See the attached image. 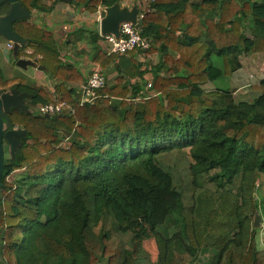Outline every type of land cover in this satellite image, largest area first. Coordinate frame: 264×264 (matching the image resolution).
<instances>
[{
  "label": "trees",
  "instance_id": "obj_1",
  "mask_svg": "<svg viewBox=\"0 0 264 264\" xmlns=\"http://www.w3.org/2000/svg\"><path fill=\"white\" fill-rule=\"evenodd\" d=\"M18 1L28 16L13 29L56 83L36 88L0 72V92L29 94L27 111L3 115L23 134L13 152L4 140L0 264H198L201 256L264 264L253 227L264 183V78L251 85L252 100H236L227 79L244 56L264 55V0H148L138 21L150 47L121 56L98 29L82 28L75 39L89 33L93 63L116 71L84 106L69 83L80 88L85 76L62 61L53 32L28 19L60 0ZM69 1L94 13L126 0ZM8 8L0 0V14ZM138 54L158 56L150 79ZM55 97L73 112L30 111ZM17 171L22 177L9 180Z\"/></svg>",
  "mask_w": 264,
  "mask_h": 264
},
{
  "label": "crops",
  "instance_id": "obj_2",
  "mask_svg": "<svg viewBox=\"0 0 264 264\" xmlns=\"http://www.w3.org/2000/svg\"><path fill=\"white\" fill-rule=\"evenodd\" d=\"M134 4L138 5V8L140 10H143L148 5V0H146L144 3L142 0H126L124 6L131 7ZM88 14V15H86ZM83 15V16H81ZM92 16L91 14L81 11V10H75L70 3L65 1H59L54 5V10H52L49 14L45 15L44 18L41 16H37V20L40 21V18L44 20V22L47 24L48 30L52 31L55 39L58 43L65 44V53H70V48L72 44L76 43V46L86 47L85 51L77 49L75 50L74 55H67L70 59H66L67 63H70L74 65L76 68H78L82 74L85 76L88 75L90 72L92 66L94 65L92 61V56L94 50L91 49V46L88 42L77 40L74 38L77 34L80 33L82 28L87 27L86 24L91 26L92 29L94 28V24L96 23L99 27V18L95 16V23L92 18H89ZM91 22L92 25H91ZM95 24V25H96ZM89 28V27H87ZM90 29V28H89ZM88 34V33H87ZM66 40V41H65ZM76 40V41H75ZM63 46V47H64ZM103 46H107V44L104 42ZM136 60L139 64L142 65V69H147L148 72L144 75V79H150L151 74L149 73V69L151 67H154L158 63V56L156 54L152 55L149 60H146V58L142 54H138L136 56ZM66 61L63 60V62L66 63ZM36 62L39 64V62L36 60ZM242 66L239 70L234 72L232 74L231 79L228 81L229 87L231 89H240L236 91H241L243 88L251 87V85L258 83V81L262 78H264V55H258L256 58H252L249 56H244L241 59ZM45 72L44 75H42L40 78H36L37 83H43L40 86L44 85L51 89H53L54 84L56 83L52 79H50L49 75L47 74V71L43 70ZM105 74L107 76L108 80H111L115 75L116 71L112 69H108L105 71ZM136 79H133L132 82H134ZM39 86V87H40ZM69 86L71 88H75L78 91V85L69 83ZM36 87V86H34ZM38 88V87H37ZM254 94L251 98L255 97L257 94L252 92ZM261 214H263L261 212ZM262 220H263V215ZM258 230H256L257 232ZM264 232V221L262 222V227L259 230L260 237L264 239L263 233ZM256 240V235H255Z\"/></svg>",
  "mask_w": 264,
  "mask_h": 264
},
{
  "label": "water",
  "instance_id": "obj_3",
  "mask_svg": "<svg viewBox=\"0 0 264 264\" xmlns=\"http://www.w3.org/2000/svg\"><path fill=\"white\" fill-rule=\"evenodd\" d=\"M10 3V9L8 13L0 18V35H2L7 41L13 42V51L17 52L20 45H23L26 40L21 37L13 29V24L18 20L28 16V12L21 6L18 0H7ZM70 3L69 0H61ZM103 16L99 21V33L101 35H113L117 39L120 36V26L124 22L133 23L137 29L141 28V24L138 21L141 10L137 4L131 7L115 3L111 6H102ZM16 66L26 70L28 67H35L42 70H47L45 66L38 64L36 61L28 58L20 57L16 60ZM29 98V94L26 92H19L17 88L7 92H0V185L4 171V140L11 147V151L15 149L17 140L15 136H22L21 130H8L3 123V115L8 113L10 109L19 108L27 111L28 108L25 104V99ZM49 118L50 115H45ZM262 225V216L259 210H256L253 227L258 228Z\"/></svg>",
  "mask_w": 264,
  "mask_h": 264
},
{
  "label": "built area",
  "instance_id": "obj_4",
  "mask_svg": "<svg viewBox=\"0 0 264 264\" xmlns=\"http://www.w3.org/2000/svg\"><path fill=\"white\" fill-rule=\"evenodd\" d=\"M102 6H99L96 15L99 21L102 17L101 10ZM143 14L140 12L139 19H141ZM138 19V20H139ZM100 34V33H99ZM101 35V34H100ZM104 37L105 42L108 46L109 53L116 55H123L132 50H138L140 52H145L149 49L150 44L148 40L143 37L137 29V27L130 22H124L120 26V36L117 39L113 35H101ZM6 47L8 49H13V42H7ZM25 53L32 54V50L27 49ZM36 61V59H33ZM107 84V76L101 67L94 64L86 76L84 83L80 86L78 90L79 99L78 104L84 106L86 104H92L97 98H99L98 91ZM151 87V82L147 80V88ZM34 112L38 115H50V116H63L65 111L73 112V106L68 102L61 100L58 97L53 99V102L39 104L33 108ZM67 139L64 140L66 144Z\"/></svg>",
  "mask_w": 264,
  "mask_h": 264
},
{
  "label": "rangeland",
  "instance_id": "obj_5",
  "mask_svg": "<svg viewBox=\"0 0 264 264\" xmlns=\"http://www.w3.org/2000/svg\"><path fill=\"white\" fill-rule=\"evenodd\" d=\"M145 1L146 0H142L143 3ZM52 10H54V7H53ZM89 14L92 15L89 18H92L93 21H94V23H95L96 22L95 21V16H97L96 15V12L89 13ZM103 14L104 13L101 12V15L102 16H103ZM45 15H47V14H45L43 12L33 11L32 14H31V16H29L28 19H29V22L31 24H35L36 26H38L40 28L48 29L47 24L44 22L43 19L40 18V21L37 20V18H38L37 16H39V17L42 16L44 18ZM86 15H88V14H86ZM81 16H83V15H81ZM92 23L93 22H91V25H92ZM95 24H94V28H96V29L99 30L98 25L97 24L95 25ZM86 26L91 29V26L90 25L88 26L86 24ZM92 27H93V25H92ZM88 35H89V33L88 34L86 32L85 33H82L80 35V39L79 40H81V41H84L85 40L86 42H88V38H89ZM74 38H75V36H74ZM58 45H59L58 50H59V53L61 54L62 61L63 60L66 61V59L67 60L70 59L69 56L70 55H74L75 54V50H77V49L80 48L81 51L82 50L85 51V49H86V47H81L79 45L76 46V43H75V44H72V46L70 48L71 49L70 50V53L69 54H66L64 52L65 51V48H66L65 47L66 45L65 44H62V43L61 44L58 43ZM23 46H24L25 49L30 48L27 44H23ZM20 48H22V47H20ZM20 48H19V50L17 52H14L13 50H9L6 47V39L3 36L0 35V72L2 74H4L6 77H8V78H13V77H17L19 75H23L25 77L24 79L26 80V82L28 84L34 85L37 88V87H39L43 83H37L36 82V78L37 79L40 78L42 75L45 74V72L42 69H38V68H35V67H28L26 70H23V69L17 67L16 66V60L18 59V57L27 56L24 53L23 48L22 49H20ZM67 55H69V56L66 57ZM27 57H30V56H27ZM34 58L36 60H38L36 57H34ZM66 63H67V61H66ZM231 77L232 76L227 77V79H231ZM233 90H234V94H235L236 100H240V99H243V100H252L251 97L254 95V94H252L253 91L251 90V87H247V88L245 87L241 91H236V90H240V89H235V88H233ZM33 108H35V107L30 108V111L33 114H36L34 112V110H32ZM6 154H8V152H7V145L5 144V152H4V155L7 156ZM22 175H23L22 171H17L15 173L9 175L8 179L9 180L17 179V178L22 177ZM257 195L261 199V207H259V211H260V214H261V212L263 213V214H261V215H263V220H262V222H263L264 221V183L263 184L260 183V186H259ZM261 227H262V225L260 227L256 228L258 231L255 233V235H256V246H257L258 249H264V239L261 238L260 237V234H259V230H260ZM262 234L264 236V232ZM145 246L148 249V251H150L152 253L153 257H156V255H157V247H156V244L154 242L153 243L152 242L151 243H145ZM206 259H208V258L207 257H204V256H201L200 259H199V261H197L196 263H198V264H205L206 263ZM100 264H104V261H102Z\"/></svg>",
  "mask_w": 264,
  "mask_h": 264
},
{
  "label": "flooded vegetation",
  "instance_id": "obj_6",
  "mask_svg": "<svg viewBox=\"0 0 264 264\" xmlns=\"http://www.w3.org/2000/svg\"><path fill=\"white\" fill-rule=\"evenodd\" d=\"M9 9H10V3H9L8 11H9ZM7 13H8V12H7ZM5 15H6V14H5ZM5 15H0V18L3 17V16H5ZM25 18H26V17H25ZM22 19H24V18H22ZM1 36H2V35H1ZM7 42H9V41L6 40V45H7ZM13 46H14V44H13ZM21 46H22V45H20V47H21ZM20 47H19V48H20ZM28 49H29V48H28ZM9 50H13V49H9ZM25 50H27V49H24V50H23L24 53H25ZM25 54H26L27 56H30V57H27V56H21V57H23V58H28V59H32V60L34 59L33 56H32V54H28V53H25ZM19 58H20V57H19ZM5 141H6V140H5ZM6 142H7V141H6Z\"/></svg>",
  "mask_w": 264,
  "mask_h": 264
}]
</instances>
